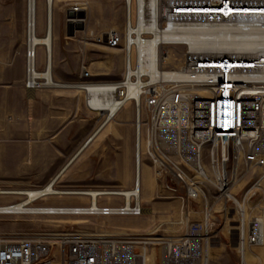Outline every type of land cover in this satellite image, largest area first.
Segmentation results:
<instances>
[{
	"label": "built area",
	"instance_id": "1",
	"mask_svg": "<svg viewBox=\"0 0 264 264\" xmlns=\"http://www.w3.org/2000/svg\"><path fill=\"white\" fill-rule=\"evenodd\" d=\"M123 1L122 30L94 37L95 44L122 52L119 79L94 80L81 65L74 89L92 113L100 110L89 105L88 91L101 88L112 94L118 111L130 102L136 115L138 109L140 117L145 114L143 130L141 119L136 127L134 159L142 166L144 156L160 193L180 199L181 233L0 237V264H209L211 243L221 239L235 243L237 264H249L246 252L264 244L254 202L264 181V46L259 44L264 1L152 0L154 33L144 29L139 36L147 42L156 34L160 41L154 67L145 72L140 62L150 56L130 40L141 4ZM26 32L27 27L24 88L42 89L33 74L44 65L38 69V46L29 50ZM185 35L211 41V46L189 47ZM220 42L226 48L218 49ZM171 53L179 57L175 64L169 62ZM102 120L98 117L96 129L107 124ZM138 184L135 176L129 188ZM117 197L120 204H97V211L81 215H142L135 196L129 197L128 209L125 196Z\"/></svg>",
	"mask_w": 264,
	"mask_h": 264
},
{
	"label": "rangeland",
	"instance_id": "2",
	"mask_svg": "<svg viewBox=\"0 0 264 264\" xmlns=\"http://www.w3.org/2000/svg\"><path fill=\"white\" fill-rule=\"evenodd\" d=\"M41 12L39 26L44 29L43 0H37ZM77 7L86 12L84 30L72 38L65 35V12ZM53 26L59 32L54 36L57 51L54 54L51 73L55 81L71 83L78 80L81 65H85L94 80H117L122 71V52L97 45L94 37L101 32L122 30L123 0H53ZM39 16V15H38ZM26 0H0V191H23L43 186L63 166L50 162L53 147L46 144V136L29 146L28 118L23 115L29 97L19 99L13 90H6L21 81L24 90V35L26 25ZM37 30V23H36ZM23 38V39H22ZM22 39V45H21ZM41 56L43 48L38 49ZM180 52V49H178ZM38 56V55H37ZM177 53H171L169 62L177 63ZM38 60V58H37ZM44 61V56L42 58ZM38 62V61H37ZM38 64V63H37ZM42 70V67L38 66ZM69 92L82 94L75 89ZM38 90V89H37ZM31 91V90H30ZM75 98L73 99V101ZM83 100V99H82ZM71 101V100H70ZM71 101V103H73ZM120 120L113 119L101 128L80 156L59 176L54 187L63 190H123L129 188L134 177L135 123L134 108L129 102L120 112ZM145 121V114L139 117ZM97 115L83 104L77 113H69L70 132L67 142L56 143L60 149L78 148L98 125ZM58 126V124L56 125ZM140 126V125H139ZM33 127V126H32ZM51 135V133H48ZM68 146V147H67ZM67 147V148H66ZM140 170L139 201L142 215H6L0 214V237L18 238L25 235L80 232L83 234H158L177 236L181 233L182 203L177 197L161 194L147 159L142 156ZM128 186V187H127ZM254 202L264 208V181L260 184ZM23 195H0V205L19 202ZM89 197L81 195H56L37 200L32 205L88 206ZM120 204L117 196L98 197V205ZM261 210L258 209V212ZM264 215V210L260 214ZM235 243L215 240L211 243L209 264H237ZM262 258L250 264H264V247L255 248Z\"/></svg>",
	"mask_w": 264,
	"mask_h": 264
},
{
	"label": "bare ground",
	"instance_id": "3",
	"mask_svg": "<svg viewBox=\"0 0 264 264\" xmlns=\"http://www.w3.org/2000/svg\"><path fill=\"white\" fill-rule=\"evenodd\" d=\"M264 1V0H261ZM37 0H26V42L29 47V50H32L33 47L38 46V49L43 48L44 50V69L42 71H37L33 74L34 79H38L35 83L36 87L39 88H56V87H64V88H72L77 89L76 82L71 83H62L54 80L51 69H52V45H53V35H52V23H53V15H52V2L53 0H43L44 9H42L40 4V10L44 12V33L42 36L36 35V5ZM129 6H131V0H127ZM139 4H141V12L139 15V22L137 26L136 36L132 37L131 43H135L139 51L142 54L147 53L150 56V60L141 59L140 62V71L145 72L146 69H152L154 67V63L152 57L155 52V47L157 43L160 41V38L154 34V36L147 42L143 41L139 36L140 32L144 29L150 30V32L154 33V15L150 12L149 5L152 0H138ZM76 9H79L76 7ZM185 43L189 45V47L194 48H206L211 46V41H204L199 39L198 37H192L185 35ZM221 38V37H220ZM218 38V39H220ZM224 43V42H223ZM220 42L217 47L218 49L226 48L225 45ZM248 43H244L243 47ZM260 46H264V38L260 41ZM148 59V58H147ZM153 75H151L152 77ZM32 79V77H30ZM88 103L93 108L100 110L97 115L98 117L103 116V120L107 121V123L111 120L118 119L117 121L122 122L120 120V112L123 111L124 107L129 104V102L124 103L123 107L118 111L117 104L112 99V94L104 89L96 88L88 91ZM134 108V106H133ZM134 108V123H135V132L136 127L139 129L140 123V114L139 109L136 115ZM101 122V123H102ZM96 129L92 134H90L85 142L91 138L92 141L94 133L97 131ZM94 135V136H93ZM93 136V137H92ZM139 141V140H138ZM89 142V143H90ZM88 143V144H89ZM139 145V143H138ZM136 151V148H135ZM139 148L137 147V153ZM140 170L141 166L136 161L134 162V177H138L139 184L134 188H126L123 190H93V189H79V190H63L59 188H55L56 182V174L53 179L48 181L43 187L11 192V191H0V195H23L24 199L19 202H9L6 204L0 205V214L6 215H35V214H44V215H81V214H92L94 211H97L100 206L97 205L98 197L101 196H119L124 195L126 198L125 208L128 209L129 205V197L135 196L136 200L139 201V193H140ZM133 177V178H134ZM58 179V178H57ZM259 190L263 191L259 186ZM56 195H81L89 197L90 204L88 206H56V205H32V203L39 201L40 199L46 198L48 196H56ZM12 205V206H10ZM82 207V208H81ZM87 207V208H83ZM257 208L261 211L264 210L262 206L257 205ZM84 209L85 213H82L81 210ZM260 211V212H261ZM259 229L264 233V215L263 213L260 215L259 220ZM264 247V244L261 248ZM262 258L256 251H248L245 254V260L250 264L251 261H259Z\"/></svg>",
	"mask_w": 264,
	"mask_h": 264
},
{
	"label": "crops",
	"instance_id": "4",
	"mask_svg": "<svg viewBox=\"0 0 264 264\" xmlns=\"http://www.w3.org/2000/svg\"><path fill=\"white\" fill-rule=\"evenodd\" d=\"M40 16H41V12L39 11V8H37V15H36L37 34L42 36L44 33V29L43 27L39 26V21L41 20ZM52 35H53V45H52L51 61L53 64L54 54L57 51L56 44L54 43V36L58 38L59 35L58 31H55L54 33L53 23H52ZM22 39H21V45H22ZM43 56L44 55L41 56L40 52L38 53L37 63L38 66L42 68L44 65V61L42 60ZM14 83L15 84L12 87H9V89L6 90H13V93H16V96L20 100L19 105L21 104V99L25 97L27 98L29 97V102L27 107L26 108L23 107L22 104V108L24 109L23 115L28 118L29 146L36 147L37 146L36 141L40 140L42 136H46L45 138L46 144L51 145L53 149H55L50 162L63 164V166L57 171V173H59L60 170L70 161V159H72V157H74V155L85 143L84 140L81 143V145L78 148H76L75 151H73V149H75V144L77 145L78 142L76 143L72 142L71 145L72 149L70 150L69 149L59 150V148L63 145V143L67 142L70 137L69 135L70 128L68 122L66 121L67 117L69 116L70 112L77 113L80 110L81 104H83V100L81 99L80 101L78 97L79 95H75L69 92L64 87L42 88L38 90L28 91L22 88L21 81ZM74 98L75 100L73 101ZM70 100L73 101V103H71ZM57 124L58 126H56ZM48 133H51V135H48ZM56 143L61 144L60 147L56 145ZM87 145L83 148V150L87 147ZM82 151L75 157L74 160H76L80 156ZM72 162L69 164V166L72 164ZM55 175H53L48 181L53 179ZM38 187L41 188L43 186H38Z\"/></svg>",
	"mask_w": 264,
	"mask_h": 264
},
{
	"label": "water",
	"instance_id": "5",
	"mask_svg": "<svg viewBox=\"0 0 264 264\" xmlns=\"http://www.w3.org/2000/svg\"><path fill=\"white\" fill-rule=\"evenodd\" d=\"M86 18V12L83 9L74 10L70 8L65 12V35L66 37L72 38L75 36L76 32H81L84 30V21ZM63 87V86H62ZM99 131V129L94 133V135ZM93 135V136H94ZM92 136V137H93ZM91 138H89L83 146L78 150V152L70 159V161L60 170V172L56 175L57 179L69 166V164L75 159V157L83 150V148L90 142Z\"/></svg>",
	"mask_w": 264,
	"mask_h": 264
}]
</instances>
